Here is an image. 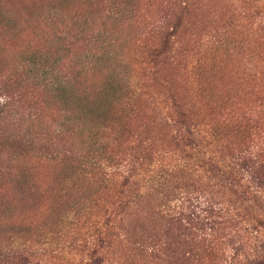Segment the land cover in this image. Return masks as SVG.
I'll use <instances>...</instances> for the list:
<instances>
[{
    "label": "rangeland",
    "instance_id": "obj_1",
    "mask_svg": "<svg viewBox=\"0 0 264 264\" xmlns=\"http://www.w3.org/2000/svg\"><path fill=\"white\" fill-rule=\"evenodd\" d=\"M242 1L0 0V100L8 96L15 112L13 115L10 110L6 118L0 117V251L27 247L41 264H87L85 241L94 234L95 224L113 217V211L121 213L129 199L128 191L122 193L115 184L97 194L83 189L85 181L74 174L73 164L83 152L87 134L78 126L64 135L56 132L63 122L60 110L73 107L77 98L63 99L57 92L39 87L26 72L27 67L24 69V63L35 60L46 72H58L56 80L64 78L75 86L78 83L81 96L89 95L92 107L97 96L99 102L95 105L110 118L120 105L108 91L114 85L122 92L135 90V107L145 105V113L150 115L133 119L129 111L120 110L130 119V134H139L142 144H151V152L164 155L163 163H174L181 148L169 141V129L161 124L167 115L168 96L198 108L196 119L206 132L210 131L209 120L227 110L255 108L261 103L264 79L258 73L264 70V62L257 61L254 68V62L248 63L245 56L247 51L262 53L260 59L264 56V29L259 18L246 16ZM172 2L187 7L177 35L180 52L172 64L160 66L158 73L151 75L144 70L142 47L153 35L152 25L172 12ZM114 3L123 9L133 5L136 17L119 22ZM55 13L57 17L53 16ZM228 22L233 23V36L238 41L228 50L215 51L210 38ZM62 28L70 29L71 35L87 33L78 37V42L70 39L72 45L67 46L68 42L62 41L65 36H54L53 31ZM58 39L61 41L57 44ZM113 39L115 44L108 48ZM2 81L5 82L1 84ZM117 134L115 129L106 138L109 145ZM134 137L124 136L130 146H124L123 156L139 157V150L145 147L133 146ZM120 147L113 146L112 152ZM193 169L196 184L215 186L214 203L225 207L240 223L218 229L208 239L213 249L200 254L192 251L195 242H189L182 229L164 230L159 221L151 223L154 228L142 227L147 217L154 219L150 206L144 205L143 216L134 217L133 212L118 215L123 225L115 224L111 243L98 251L103 260L100 264H143L144 238L153 232L161 235L163 230L167 232L163 243L166 242L164 249L169 260L188 259L195 264L199 257L202 264H264L263 202L257 199L255 207L248 193L241 196L238 190L232 194L229 190L234 191L235 187L207 178L209 175L197 166ZM145 182L146 178L138 185ZM173 187L175 184L167 192L171 195L155 197L160 209L176 208L185 214L205 209L202 204L189 205L184 191ZM202 192L190 190L188 196L199 200L211 197ZM226 192L232 194L230 198L224 197ZM245 199H249L250 208ZM201 214L203 217L204 212ZM124 231H130L127 240H123ZM160 253L155 255L161 257Z\"/></svg>",
    "mask_w": 264,
    "mask_h": 264
},
{
    "label": "trees",
    "instance_id": "obj_2",
    "mask_svg": "<svg viewBox=\"0 0 264 264\" xmlns=\"http://www.w3.org/2000/svg\"><path fill=\"white\" fill-rule=\"evenodd\" d=\"M240 3L245 5L244 11L246 16L252 19L259 18L264 29V0H244ZM114 6L116 14L120 16L119 22L125 21V19L130 21L137 15L134 6L131 4L126 9L121 8L115 3ZM172 8L174 9L164 20H158L152 25L153 35L149 36L148 41L142 47L144 70L147 69L151 75H156L160 66L167 63L172 64L177 58V53L180 52L177 35L183 27L187 7L186 4L174 5L172 2L170 9ZM126 12L127 16L124 15ZM57 15L56 13L53 14L54 17H57ZM232 26L233 23L228 22L220 31L214 33L212 40L210 38L211 46L215 51L228 50V47L235 45L238 41L233 36L234 29ZM69 30L63 28L59 32L55 30L53 31L54 36H58L59 38L60 36H65L66 38H62V41L68 42L67 46H70L72 45V43H69L70 39H75L78 42L80 40L78 37L84 36L87 33L86 31H81L79 34L71 35V31L69 32ZM60 41L58 39L57 44ZM115 41L116 39L109 41V45L107 44L108 48H110L109 46H113ZM261 55L262 53L258 55V53H253V51H247L245 57L248 63L254 62L255 68L257 61L264 62V56L260 59ZM37 64L32 59L24 63V69L27 67L26 72L32 75L33 81L36 80V85L49 91L53 90L57 92L63 99L77 98L72 104L73 107L70 109H63L62 107L60 110L63 113V122L59 125L56 132L64 135L70 133L71 128L78 126L87 134L83 152H80L82 154L78 155V162L73 164L74 174H77L81 180L85 181L83 189L97 194L101 190L115 184V188L119 189L122 193L128 191L129 199L124 204L122 212L116 214L113 211L110 213V216L111 214L114 215L113 217H109L101 224L98 221L94 226V234L87 237L85 241L87 264H100L103 261L101 256L98 257V251L103 249L105 245L109 246L111 243L112 237H114L112 231L117 227L115 224L123 225V219L118 220V215L122 213L123 215H127L133 212L134 217L143 216L144 209H142V206L144 205L150 206L149 209L152 211L151 213L154 218L150 220L147 217V220L141 223L142 227H146V230L154 228L152 224L159 221L164 224V230L172 228L186 231V239L189 242L192 240V242H195L194 245H196H192V251L196 250L198 253L203 254L207 249H213L209 247L210 243L208 242L210 240L208 239L213 238L216 231L222 226L226 225L229 227L232 226L231 224L238 225L240 222L236 221L232 213L225 207L218 205V202L214 203L215 197L213 191H215V186L211 188L208 185H203L204 183L202 185L200 183L196 184L193 178L195 174L194 166H197L199 170H203L204 175H209L207 178L217 179L223 185L235 187L237 191H232V188L229 190L232 194H235L238 190L240 192L238 194L241 196L248 193L247 195L250 196V200H252V204L255 207L257 199L261 200L264 204V95L262 96L261 103L255 108L229 109L225 113H222V116L219 115L220 117L217 116L209 120L210 131L208 132L201 129L202 123L196 119L198 108H194L189 102H183V99L168 96L166 98L167 115H165L164 119H161V124L169 129L167 131V137L170 138L169 141L178 145L176 147L181 149L179 150L180 157L174 163H163L165 159L164 155L151 152L148 147L151 144H142L139 134H136L135 137L130 134V119L120 111L126 109L133 119L135 117L145 119L150 115L147 112L145 113L147 110L145 109V105L135 107V101H137L135 90H130L129 88L127 89L128 91L122 92L119 86L114 85L111 88L112 91H108L107 94L114 95V101L117 100L116 105H120V108L113 114V118H110L103 108L95 105L99 102L97 96H94L95 99L92 107L89 95H86L85 98L81 96L78 83L75 86L72 82L69 83L68 80H63L64 78L56 80L58 72H51L54 69L46 72L41 68V65L37 66ZM258 75L264 79V70L260 71ZM27 78L30 79V77ZM5 81H2L1 84ZM157 84L164 86L160 82ZM3 97L4 99L0 100V117L6 118V114H9L11 110V99L8 96ZM153 107L156 109L154 105ZM11 112L15 115L13 110ZM150 128V125H148L147 130ZM115 129L119 131V134L112 140V145H109L106 138ZM144 132L146 135H150L148 131ZM124 136H128L129 138L134 137L135 143L139 141L138 145H135L133 142V146H145L139 150V157L132 158L131 156L125 157L122 155L125 149L124 146H130L126 144ZM113 146L121 147L118 151L112 152ZM144 178H146V182L140 187L138 183ZM226 181L230 182L227 183ZM174 184L176 187L173 188L176 190L181 188L184 191V198L186 202L190 203L189 205H192V202H194L195 205L202 204L205 206V209L198 211V213L195 210H191L186 214L183 210L176 211V208L160 209L159 199H157L156 203L155 197L162 195L165 198L170 194L167 193L170 186ZM185 190L198 193L201 191L208 192L207 195L211 197L199 200L196 196L193 198L192 196H188L190 194ZM19 191L22 192V190ZM230 192L224 193L226 199L231 197L232 194ZM152 198H154V202H152ZM248 201L249 199H245L246 205L250 208ZM202 212H204L203 217ZM164 230L161 231V235H159L160 233L153 232L144 238L142 252L145 254L146 259L143 264H193L188 259L178 261V259L172 258L173 260H169L167 258V252L164 249V243L166 242L163 243L167 239V232ZM142 232L144 231L142 230ZM129 233L130 231L123 232V240H127ZM134 237L132 236L131 239H134ZM156 252H161V257H164L156 256ZM198 259L195 264H202ZM0 262L4 264H41L35 261L31 253L29 254L27 247L15 246L9 251H0Z\"/></svg>",
    "mask_w": 264,
    "mask_h": 264
}]
</instances>
